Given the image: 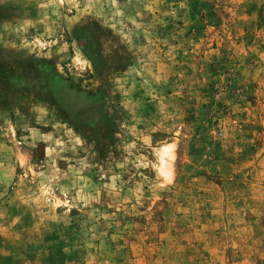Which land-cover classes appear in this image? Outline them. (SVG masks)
Instances as JSON below:
<instances>
[{
    "label": "rangeland",
    "instance_id": "1",
    "mask_svg": "<svg viewBox=\"0 0 264 264\" xmlns=\"http://www.w3.org/2000/svg\"><path fill=\"white\" fill-rule=\"evenodd\" d=\"M1 18L0 264H264V0Z\"/></svg>",
    "mask_w": 264,
    "mask_h": 264
},
{
    "label": "crops",
    "instance_id": "2",
    "mask_svg": "<svg viewBox=\"0 0 264 264\" xmlns=\"http://www.w3.org/2000/svg\"><path fill=\"white\" fill-rule=\"evenodd\" d=\"M14 3V0H0V6H10ZM8 9V8H7ZM7 9H6V12H7ZM8 13V12H7ZM5 19L1 18L0 21H4ZM3 23V22H2ZM21 30V29H20Z\"/></svg>",
    "mask_w": 264,
    "mask_h": 264
}]
</instances>
